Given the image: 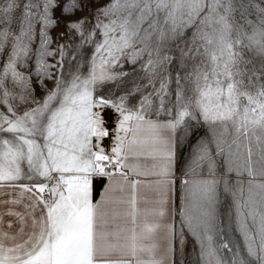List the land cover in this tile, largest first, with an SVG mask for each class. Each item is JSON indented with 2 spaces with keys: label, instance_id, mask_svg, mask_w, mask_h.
Masks as SVG:
<instances>
[{
  "label": "snow or ice",
  "instance_id": "1",
  "mask_svg": "<svg viewBox=\"0 0 264 264\" xmlns=\"http://www.w3.org/2000/svg\"><path fill=\"white\" fill-rule=\"evenodd\" d=\"M189 237L264 264V0H0V264H176Z\"/></svg>",
  "mask_w": 264,
  "mask_h": 264
},
{
  "label": "rangeland",
  "instance_id": "2",
  "mask_svg": "<svg viewBox=\"0 0 264 264\" xmlns=\"http://www.w3.org/2000/svg\"><path fill=\"white\" fill-rule=\"evenodd\" d=\"M55 34V33H54ZM206 128H200L195 137L191 138V143L188 141H184L179 148V165H178V173L177 177L181 176V171L184 169L185 165L189 161L191 154L195 148L196 141L204 136L206 134ZM107 143V142H106ZM178 184V194H177V209H179L181 205V195H182V190L180 187L179 181L177 182ZM230 201V198H229ZM221 214L223 217L227 216L228 212V203L225 202L221 205ZM176 221H179V217L177 216ZM227 231V227H226ZM199 255V247L198 245L195 244V242L192 240L191 237H189L187 243L185 244L183 254L177 253L176 255V264H195V261L197 260Z\"/></svg>",
  "mask_w": 264,
  "mask_h": 264
},
{
  "label": "crops",
  "instance_id": "3",
  "mask_svg": "<svg viewBox=\"0 0 264 264\" xmlns=\"http://www.w3.org/2000/svg\"><path fill=\"white\" fill-rule=\"evenodd\" d=\"M178 171L176 172L177 175ZM177 194H178V184L176 183L175 189L172 194V199H171V206L177 209ZM177 217H175L176 219Z\"/></svg>",
  "mask_w": 264,
  "mask_h": 264
}]
</instances>
